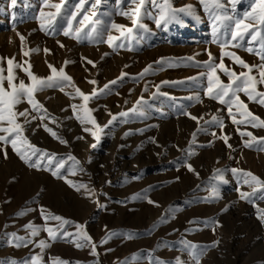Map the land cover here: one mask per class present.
<instances>
[{"label":"rangeland","instance_id":"obj_1","mask_svg":"<svg viewBox=\"0 0 264 264\" xmlns=\"http://www.w3.org/2000/svg\"><path fill=\"white\" fill-rule=\"evenodd\" d=\"M77 3L78 0H65L62 13L67 15ZM91 3L89 0L85 8ZM156 3L162 4L163 0ZM220 3L222 7L210 14L200 0H169L172 8L191 6V11L177 12L175 20L157 26L159 8L151 0H145L140 18V23L147 26L145 31L118 14L136 5L122 2L118 6L117 0H101L94 9L98 18L133 28L131 34L114 42L123 47L114 49L104 42L107 32L91 41L64 36L66 19L58 18L52 27L41 30L40 12L55 11L46 7L44 0H17L15 6L11 0H0V57H15L21 64L28 60L31 71L39 77L50 75L49 63L57 69L65 67L66 74L81 91L88 95L93 89L97 91L88 107L104 129L93 148L97 142L84 129L95 131V128L77 120L76 115L83 113L79 109L74 113L71 107L83 104V100L66 94L74 96L75 88L68 86L63 92L59 88H46L36 93V99L47 109L48 118L25 125V135L39 149L54 154L55 159L49 165L47 158H43L41 169L37 170L20 160L10 145L0 146L7 151V159L0 151V264L13 261L23 264L35 255L43 257V264H52L54 258L69 264H156L157 259L174 264L177 257L184 264H194L189 253L202 249L205 251L200 264H264V223L259 219L264 199L253 197L252 203L241 200L239 191L252 189L243 184L238 173L231 171L233 168L251 171L264 180V151L244 147L243 140L249 137L239 135L227 107L205 94L208 69L203 64L209 59V51L216 58L215 63L220 62V42L231 40L235 20L250 10L252 0H237L235 6L231 0ZM216 15L221 19L216 20ZM74 26L79 25L74 22ZM17 33L25 37V51L37 48L40 51L23 56ZM110 34L120 35L114 29ZM214 38L217 43L212 42ZM241 43L243 47L227 50L236 52L250 65L262 63L259 56L245 51L246 47L259 48V44ZM45 48L50 54L44 53ZM83 57L92 60L95 67ZM161 58L166 61L163 65L156 63ZM65 61L73 63L65 66ZM224 63L237 73L244 70L228 57ZM149 65L152 70L141 75ZM0 66L5 68L6 76V61ZM121 73L126 75L118 79ZM15 74L17 83L29 82L21 69H16ZM218 74L228 83L227 76ZM90 80L97 83L90 84ZM113 80L117 83L110 84ZM175 81L183 83H171ZM106 84L109 89L101 92ZM258 87L264 91V85ZM240 96L255 115L264 119V107L249 102L243 93ZM25 108L30 106L21 103L17 110ZM124 112L128 115L121 116ZM185 112L203 119L197 123ZM213 115L223 120V129L211 122ZM113 116L116 119L109 125ZM51 118H55V123ZM23 120L21 117L20 122ZM42 124H48L66 143L52 137ZM198 128L202 130L197 131ZM240 128L264 137V128L243 125ZM222 135L230 137L231 147L217 138ZM69 155L79 163L68 160ZM60 160L65 161L60 175L76 186L87 185V189L77 191L65 179L51 174ZM188 164L195 172L188 171ZM214 188L218 197L212 194ZM138 196L143 198H135ZM149 199L155 204H149ZM225 208L227 211H223ZM41 209L45 215L71 221L64 226L68 232L76 233L77 224L83 226L97 245V254L93 255L88 247L76 248L69 242L71 238L51 242L46 231L32 237L25 227L29 223L41 229L45 226L56 229L61 223L45 221ZM22 211L23 215H17ZM12 233L33 243L15 247L14 241L9 242ZM113 233L116 235L107 243H101ZM127 234L134 238L127 239ZM40 240L51 246L42 251L36 246ZM216 241L217 246L211 247ZM189 245L197 248L191 249Z\"/></svg>","mask_w":264,"mask_h":264},{"label":"snow or ice","instance_id":"obj_2","mask_svg":"<svg viewBox=\"0 0 264 264\" xmlns=\"http://www.w3.org/2000/svg\"><path fill=\"white\" fill-rule=\"evenodd\" d=\"M122 2H126L128 5H136L135 8L129 7L127 10H121L118 12L119 15L127 17L133 26L139 27L148 31L147 26L140 23L141 18V9L145 4V0H117V5L119 6ZM237 0H231L233 6H235ZM17 0H11V4L15 6ZM45 6L55 11L40 12V28L41 30H47L56 24L58 18L66 19L67 27L63 29L64 36H74L78 40L88 39L94 40L96 37H102L106 32L107 41L109 47H123L122 44L116 45L114 42L119 40L120 37L125 36V34H131L133 28L127 27L122 24H117L114 21H106L105 19L98 18L97 12L94 10L101 3V0H92V3L88 8H85V5L89 3V0H78V3L73 6V10H70L67 15L62 13V6L65 4V0H60L59 3H51L50 0H44ZM151 3L156 5L159 8V17L155 20L157 26H160L162 23H168L176 19L177 12H189L191 11V6L187 8L174 9L169 4V0H163L162 4L157 5L156 0H151ZM200 3L205 6V10L209 11L210 14H213L214 9H219L222 7L220 0H200ZM81 13L83 15L81 16ZM103 16H111V13H103ZM77 17H80L77 20ZM216 20H220L219 15L215 16ZM225 19H231V17H225ZM74 22L79 26H74ZM114 29L120 35L113 36L110 34L111 30ZM216 30L214 28V37ZM83 34V35H82ZM19 39L21 41V51L23 56L29 57L34 52H39L40 49H29L24 50L25 37L20 35ZM247 38V39H246ZM213 43H217V40L214 38ZM241 42L247 43L249 45L259 44V48L246 47L245 51L250 54L259 56L262 63L258 65H250L242 57H240L236 52L227 50L231 48H241L243 44ZM63 47V45H60ZM221 55L220 62L215 63V57L209 51L208 61L203 62L204 66L207 67V80L208 86L206 89V95L213 100H216L221 105L227 107L228 116L231 119V123L237 126V132L243 137H249L247 140H243V145L246 148L259 151H264V137H257L250 131H242L240 126H251L252 128H264V119L260 116L255 115L248 107V104L241 99L240 94L243 93L247 97L249 102L256 103L264 107V91L259 90L258 86L264 85V0H252L250 5V10L245 12L242 18L236 19L234 22V29L231 31V40L229 42H220ZM45 54H50L49 49L43 50ZM107 55V54H105ZM230 58L234 64L238 65L241 69H244L237 73L235 70L227 67L224 63V58ZM82 59L86 60L87 64L95 67V63L92 60H88L86 57ZM188 60H193V57H188ZM6 61L7 63V75H4L5 68L0 66V146L10 145L12 151L22 160L28 167L34 168L37 170L41 169L42 159L47 158L48 164L51 165L55 159L54 154H49L44 150L39 149L33 145L28 137L25 135V125L30 124L32 120L40 119L44 121L48 118L47 109L44 108V105L36 99V93L40 92L46 88H59L60 91H64L65 87L71 86L75 88V95L71 93H66L67 95L79 96L83 100V104L71 105L73 112L77 113L78 109L82 111L83 115L77 114L76 119L79 120L82 124H91L95 131L91 128H85L84 131L90 132L91 135L95 138L96 144H93L92 147L95 148L100 141L99 133L103 132V128L97 124L95 118L91 115L92 109L88 107V102L93 97L98 95L97 91L93 89L90 95L85 94L78 87L75 86L73 78L66 74L65 67L57 69L52 64H48L50 69V75L47 77H39L33 71H31L32 65L28 60H25L23 64L16 62L15 57H0V65ZM165 59L157 61V64L163 65ZM47 63V62H46ZM68 63H73L72 61H65V66ZM24 65H27L25 67ZM16 69H21L28 77L29 82L26 83L24 80H19L17 83L18 77L15 74ZM152 70V65H149L145 68L144 72L141 75L147 74ZM162 70V69H161ZM218 72H222L225 76L228 77V83H225L221 78ZM255 73V74H254ZM125 73H121V77L118 79H123ZM203 75V74H202ZM195 79V78H189ZM5 82H7V88L5 87ZM90 84H96L95 80L88 81ZM117 81H110V84H116ZM163 84L170 83L169 81H163ZM171 83H183L182 81H175ZM109 89V85L106 84L104 89H101V92ZM159 90V85L157 86ZM147 91V88H145ZM162 95H167L161 93ZM154 96L156 93L153 94ZM191 99V98H190ZM199 100V97H196ZM21 103H27L30 108H25L23 111H18L17 107ZM137 103H140L139 101ZM235 109V111H234ZM33 112L42 113L39 116L32 115ZM185 115H189L190 118L199 123L200 119L203 117L191 116L189 113L185 112ZM121 116H127L128 113H120ZM239 116V118H237ZM23 117V123L20 122V118ZM116 117L113 116L112 120L109 121V125L112 124V121ZM51 122L55 123V118H51ZM211 122L217 124L221 129L224 127L223 120L213 115ZM46 132H48L52 137L60 139L57 136V133L53 131L48 124L41 125ZM107 127V125L105 126ZM202 129H197L201 131ZM126 133L125 135H128ZM195 133H193V138H195ZM215 136V133L212 134ZM218 139L223 140V142L228 146V141L230 137L228 135H222L217 137ZM154 142V141H153ZM195 142V139L192 141ZM60 143H66V141L60 139ZM211 146V145H209ZM0 151L3 152V158L7 159V151L4 147H0ZM194 154V153H193ZM33 157H36L33 160ZM68 160L75 161L74 156L69 155ZM65 167V161L60 160L56 163L55 170L51 172L54 177L65 179V182L71 187H75L77 191H80L81 188L87 189V185L81 184L76 186L72 181L67 180L66 177L60 175V170ZM188 171L195 172V169L191 164L187 165ZM231 171L240 175L243 184L248 185L252 191L245 192L239 191V196L241 200H245L249 203L253 202V197L257 199H264V180H261L251 171H246L243 169L233 168ZM75 175V172L72 173ZM222 180L223 178L220 177ZM213 196L218 197L219 193L214 188ZM143 198V197H135ZM149 204H155L154 201L148 200ZM158 206V205H157ZM223 211H227L225 208ZM261 215L259 219L261 223H264V210H260ZM24 212H20L17 215H23ZM41 215L44 217L45 221L51 219L55 221H60V225L56 229L45 226L43 229L35 226L34 224L29 223L26 225V229L30 230V235L36 237L39 235L40 231H46L51 242H56L62 239H69V242L74 243L75 247L82 249L88 247L93 255H96L97 245L92 242V238L84 230L83 226L77 224L75 227L77 229L76 233L68 232L64 229L65 225L71 224L72 222L64 219L60 216H55L51 214L45 215L43 209H41ZM115 233L109 235L107 238L101 241L102 244L107 243L109 239L112 238ZM12 240L10 243H13L15 247H27L29 244L33 243L30 239H25V237L17 236L15 233L11 234ZM127 239H133L132 234H127ZM219 241L213 243L211 247H216ZM42 251L51 246V244L46 240H40L36 244ZM159 247V245H158ZM191 249H196V245H189ZM205 250H201L199 253L192 251L189 254L194 260V264H200V256L204 254ZM11 264H17L13 261ZM23 264H43V257L41 255L32 256L30 259L24 260ZM52 264H69L68 261L61 260L60 258H54ZM156 264H171V262H166L162 260L156 261ZM174 264H184L179 257L175 259Z\"/></svg>","mask_w":264,"mask_h":264}]
</instances>
